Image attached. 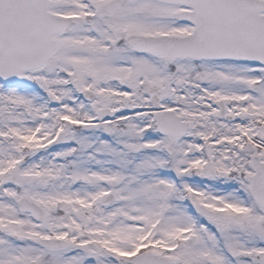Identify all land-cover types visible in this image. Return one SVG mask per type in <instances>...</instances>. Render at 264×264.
I'll return each instance as SVG.
<instances>
[{
	"label": "snow or ice",
	"instance_id": "snow-or-ice-1",
	"mask_svg": "<svg viewBox=\"0 0 264 264\" xmlns=\"http://www.w3.org/2000/svg\"><path fill=\"white\" fill-rule=\"evenodd\" d=\"M0 264H264V0H0Z\"/></svg>",
	"mask_w": 264,
	"mask_h": 264
},
{
	"label": "rangeland",
	"instance_id": "rangeland-1",
	"mask_svg": "<svg viewBox=\"0 0 264 264\" xmlns=\"http://www.w3.org/2000/svg\"><path fill=\"white\" fill-rule=\"evenodd\" d=\"M27 87H30V85H27ZM23 88V87H22Z\"/></svg>",
	"mask_w": 264,
	"mask_h": 264
}]
</instances>
